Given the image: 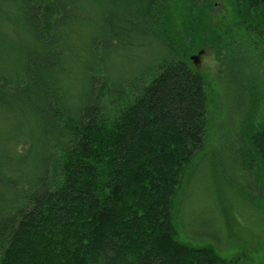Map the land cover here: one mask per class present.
Listing matches in <instances>:
<instances>
[{"label": "trees", "instance_id": "obj_1", "mask_svg": "<svg viewBox=\"0 0 264 264\" xmlns=\"http://www.w3.org/2000/svg\"><path fill=\"white\" fill-rule=\"evenodd\" d=\"M217 1L0 0V264H236L234 221L264 251V0H231L222 41ZM220 43L212 138L189 56ZM210 143L226 165L189 182Z\"/></svg>", "mask_w": 264, "mask_h": 264}, {"label": "rangeland", "instance_id": "obj_2", "mask_svg": "<svg viewBox=\"0 0 264 264\" xmlns=\"http://www.w3.org/2000/svg\"><path fill=\"white\" fill-rule=\"evenodd\" d=\"M233 18H232V10H231V0H218L215 5L212 7L210 13L206 17V24H207V33L212 37V39H218V41L224 40V37L227 36V33L230 34H235L236 29L233 28ZM222 43H220L217 46L215 45H207L204 48H198L196 49L195 52H193L189 56L190 60V66L199 72L201 75H203L205 79V93L207 96V101H208V119H209V132L211 133V137L214 138L216 137V132L218 131L216 126L220 122L221 116H222V99L219 94L218 86L215 81V66H216V61H215V52L216 49L221 46ZM191 57H194L192 60ZM152 58L151 54L148 51H144L142 53L136 54L134 60H133V65L131 66V69L128 70L127 75L131 73V71H138L143 68V66L149 62V59ZM261 72V71H260ZM262 74V72H261ZM263 76V74H262ZM264 91V87H263ZM228 99L230 100V96H228ZM264 114V95L261 98V101L259 103V107L257 110V118ZM256 118V119H257ZM224 149L228 147V143L225 144ZM229 148V147H228ZM220 155V156H219ZM223 155L225 153L223 152ZM226 157V155H225ZM225 163V159L221 158V154L219 152V144L218 143H210L209 147V152L206 154V158L203 162V165H196L197 170L192 172L189 178L190 180L195 177L198 174V171L201 168H207L210 167L212 170ZM243 179L245 181H248L250 178L249 172H244L243 173ZM221 182V178H220ZM189 185V184H188ZM188 187L187 189L183 192L181 197L179 198L178 204L182 205L180 209V216L181 220L184 224L187 225L188 231L190 236L195 235V234H203L202 229L200 226H197L196 224V217H194L195 213L194 210L189 206V201H188ZM189 192V191H188ZM188 205V207H187ZM244 210L248 213V208L244 207ZM208 213V211H207ZM249 214V213H248ZM234 226L232 227L234 229H231L234 231L233 235L236 239L235 240V245L231 243L228 239L226 234L224 233L221 235V244L225 245V253H220L222 254L223 257L225 258H238V262L236 264H264V251L260 250V245L259 243L254 244V241H257V237H252L254 238V241H252L251 237L248 235V232H241L242 231V226L237 224L234 221ZM241 229V234L239 231ZM229 237V234H228ZM261 239H264V232H262V235H260ZM183 239V238H182ZM179 236L177 237L178 241L185 242L186 240H182ZM186 244H189L186 242ZM190 245V244H189Z\"/></svg>", "mask_w": 264, "mask_h": 264}, {"label": "water", "instance_id": "obj_3", "mask_svg": "<svg viewBox=\"0 0 264 264\" xmlns=\"http://www.w3.org/2000/svg\"><path fill=\"white\" fill-rule=\"evenodd\" d=\"M191 59L193 60V59H194V57H191Z\"/></svg>", "mask_w": 264, "mask_h": 264}]
</instances>
